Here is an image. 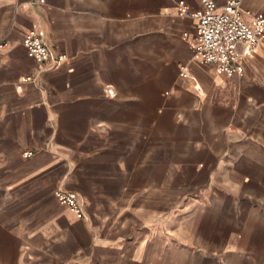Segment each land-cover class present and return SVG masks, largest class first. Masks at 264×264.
I'll use <instances>...</instances> for the list:
<instances>
[{
	"label": "crops",
	"instance_id": "obj_1",
	"mask_svg": "<svg viewBox=\"0 0 264 264\" xmlns=\"http://www.w3.org/2000/svg\"><path fill=\"white\" fill-rule=\"evenodd\" d=\"M195 30L174 0H0V264H264V41L228 75Z\"/></svg>",
	"mask_w": 264,
	"mask_h": 264
},
{
	"label": "built area",
	"instance_id": "obj_2",
	"mask_svg": "<svg viewBox=\"0 0 264 264\" xmlns=\"http://www.w3.org/2000/svg\"><path fill=\"white\" fill-rule=\"evenodd\" d=\"M174 1L180 14L196 21L194 59L213 65L228 75L242 73L244 56L264 41V16L244 10L241 0H227L221 6L214 0H200V7L192 11L187 9L185 0ZM23 44L28 56L41 64L43 69L55 68L66 59L64 53L55 52L47 43L45 31L39 26L29 29ZM180 75L187 76V70L182 67ZM24 155L31 156L32 151H26ZM55 195L59 203L77 218L84 217V203L77 192L58 187Z\"/></svg>",
	"mask_w": 264,
	"mask_h": 264
}]
</instances>
